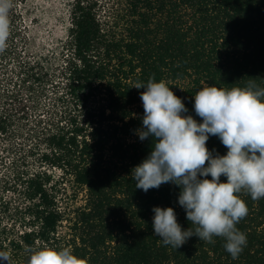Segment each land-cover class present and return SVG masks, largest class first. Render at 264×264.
Listing matches in <instances>:
<instances>
[{
	"label": "trees",
	"instance_id": "16d2710c",
	"mask_svg": "<svg viewBox=\"0 0 264 264\" xmlns=\"http://www.w3.org/2000/svg\"><path fill=\"white\" fill-rule=\"evenodd\" d=\"M99 4L72 1L62 62L52 78L42 63L24 62L7 43L18 32L11 24L17 15L9 10L10 35L0 62H12L15 82L7 93L10 109L0 113V136L15 131L10 113L26 114L20 87L28 86L30 94L33 84L44 89L51 83L53 103L43 109L47 117L28 128L27 141L35 143L12 162L5 190L18 193L21 202L13 206L0 187V250L10 252L12 264H25L26 245L43 244L69 246L89 264H264V198L240 194L249 211L237 227L247 246L233 260L222 238L208 244L193 236L177 250L160 243L153 207H172L182 228L191 226L178 204L180 189L169 183L145 193L130 178L151 150V138L141 141L136 134L144 89L135 83L150 76L164 80L198 122L194 95L202 87H242L249 77L264 86V0H116L119 9L104 15L113 27L102 20ZM206 146L227 152L215 136ZM32 157L39 168L28 172ZM64 185L85 192L71 219L58 201ZM65 222L69 230L61 236Z\"/></svg>",
	"mask_w": 264,
	"mask_h": 264
},
{
	"label": "clouds",
	"instance_id": "9594fccd",
	"mask_svg": "<svg viewBox=\"0 0 264 264\" xmlns=\"http://www.w3.org/2000/svg\"><path fill=\"white\" fill-rule=\"evenodd\" d=\"M12 6V0H0V52L7 47ZM255 78L242 87L199 89L193 107L202 122L186 114L182 99L164 80L150 76L146 83H135L134 88L144 89L142 127L136 134L141 141L151 138V150L130 178L145 193L163 184L177 186L178 204L191 225L183 229L172 207H153V234L164 246L177 250L193 236L208 244L222 238L233 260L247 246L246 234L237 227L249 211L240 194L253 201L264 198V86ZM210 136L219 138L226 154L208 149ZM24 252L25 264H89L69 246L26 245ZM0 264H12L10 252L0 250Z\"/></svg>",
	"mask_w": 264,
	"mask_h": 264
},
{
	"label": "rangeland",
	"instance_id": "374dc122",
	"mask_svg": "<svg viewBox=\"0 0 264 264\" xmlns=\"http://www.w3.org/2000/svg\"><path fill=\"white\" fill-rule=\"evenodd\" d=\"M73 0H12L13 13L17 18L11 24L18 28L17 35L11 33L8 39L10 47L15 49L17 55L25 61L32 63H42L43 71L49 74L57 73V66L61 64L62 46L66 40L68 29L70 27V5ZM116 0H100V8L102 10V20L104 21L105 12L119 9L118 5L114 4ZM10 13L8 14V18ZM10 19V18H9ZM113 27L112 19L104 21ZM118 33L121 28H117ZM116 31V30H115ZM14 37V40H13ZM12 62L9 60L0 62V113L3 109L9 111L10 101H7V93L12 90L15 79L13 78ZM54 72V73H53ZM57 80V78H55ZM34 89L29 94L26 86L25 90L20 87V92L24 95V104L26 105V114L18 113L15 109L9 115L12 116L14 130L8 136H0V187L3 196L8 201L12 202L13 206L19 204L18 193L6 192V183L10 182L13 167V160L19 162L26 153V144H33L34 141H27L29 138L28 128L35 124L37 117L45 116L43 109H47L52 105V84L47 83L44 89L39 88L40 85L33 84ZM186 85L185 83L182 84ZM27 94V96H26ZM47 105V108H45ZM18 106V105H17ZM17 106L15 108H17ZM3 114V113H2ZM26 117V118H24ZM26 124H29L26 126ZM33 127V126H32ZM28 172H34L39 168L36 157L32 160H26L25 164ZM59 175V172H56ZM85 200V192L79 193L77 189L70 185L63 186L58 193V201L61 209L65 212L66 219H71L74 216L76 208L83 205ZM5 222L8 224L7 217ZM69 230L67 222L59 228L61 236L65 235Z\"/></svg>",
	"mask_w": 264,
	"mask_h": 264
}]
</instances>
